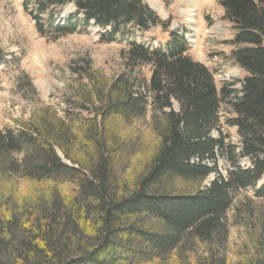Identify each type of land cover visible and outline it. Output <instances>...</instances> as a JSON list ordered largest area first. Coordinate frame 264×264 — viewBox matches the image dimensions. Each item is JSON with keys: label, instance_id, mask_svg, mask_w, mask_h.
Instances as JSON below:
<instances>
[{"label": "trees", "instance_id": "trees-1", "mask_svg": "<svg viewBox=\"0 0 264 264\" xmlns=\"http://www.w3.org/2000/svg\"><path fill=\"white\" fill-rule=\"evenodd\" d=\"M35 1L39 16L73 4L86 25L109 28L107 41L169 27L144 0ZM218 3L240 47L232 59L248 74L239 91L218 89L187 41L170 32L157 48L131 43L127 74L109 80L85 70L80 99L92 117L47 106L0 131V264H264V235L230 258L225 219L233 194L264 177V0ZM38 15L29 16L46 35ZM144 67L148 80L135 74ZM224 102L239 149L222 131ZM83 103L76 110L88 111ZM148 105L153 114L142 127ZM136 148L140 167L120 176ZM217 153L233 167L203 186ZM243 158L250 167L238 166ZM19 180L43 189L23 197L12 186ZM256 194L264 196V181Z\"/></svg>", "mask_w": 264, "mask_h": 264}, {"label": "rangeland", "instance_id": "rangeland-1", "mask_svg": "<svg viewBox=\"0 0 264 264\" xmlns=\"http://www.w3.org/2000/svg\"><path fill=\"white\" fill-rule=\"evenodd\" d=\"M144 1L162 21L169 22V27H152L142 36L144 38L135 34L128 38L116 36L112 41H107L105 33L109 28L102 29L93 22L86 25L73 4L60 8L50 7L39 16L35 0H0V49L4 55L0 62V131L16 129L18 123L29 120L34 112L47 106L59 115H63L64 109H70L92 117V108L80 99L84 92L83 85L87 83L85 70L89 68L100 72L109 80L127 74L123 53L131 43L157 48L167 41L170 32H176L187 41V54L212 72L218 89L229 88L231 85L235 91L241 89L248 74L232 59V52L240 47L233 44L235 30L232 23L225 19L218 0ZM29 15H38L45 30L49 29L46 35L37 32ZM70 25L76 26L75 32L71 34L57 37L53 31L57 27ZM149 73V69L144 67L135 74L148 80ZM80 103L88 111L76 110ZM174 108L177 110V105ZM152 114V107L148 105L141 122L142 127L148 126ZM229 117L234 115L227 102H224L220 109L222 131L229 137L228 142L239 149L237 129L224 125L225 119ZM212 135L217 136L216 132ZM146 139H149L148 136ZM137 152L138 148L134 149V156L119 169L120 176L128 177L133 168L140 167L135 156ZM58 155L66 162L60 151ZM204 164L211 167L214 165L210 159L204 161ZM250 165L247 158L238 162L241 168ZM232 167L225 157L217 153L216 170L208 176L203 186H209L219 177H227ZM263 181L264 177L255 187L233 194L232 205L225 214L228 230L226 245L230 258L243 245H251L255 237L264 235V196L256 194ZM12 186L23 197L43 189L21 180ZM186 253L190 258L193 257L190 251L186 250Z\"/></svg>", "mask_w": 264, "mask_h": 264}]
</instances>
